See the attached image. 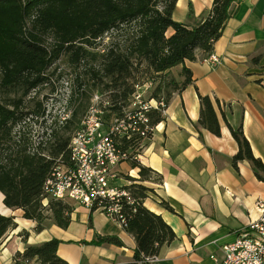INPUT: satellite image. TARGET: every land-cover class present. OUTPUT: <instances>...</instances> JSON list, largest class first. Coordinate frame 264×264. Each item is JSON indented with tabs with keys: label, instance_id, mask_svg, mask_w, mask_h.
<instances>
[{
	"label": "trees",
	"instance_id": "1",
	"mask_svg": "<svg viewBox=\"0 0 264 264\" xmlns=\"http://www.w3.org/2000/svg\"><path fill=\"white\" fill-rule=\"evenodd\" d=\"M176 2L0 0V89L21 93L18 99H0V193L6 208L19 209L24 219L36 223L35 232H41L47 220L62 229L69 225L72 206L51 199L43 205L42 186L54 162L59 157L64 163L68 160L70 138L60 141L58 134L77 119L82 102L89 105L93 92L109 91L112 107L108 117L118 116L129 105L140 73V76L148 74L150 79L158 80L151 99H163L166 108L172 95L191 83L190 72L183 67L185 61L193 62L199 53L206 57L212 52L241 0H213L210 10L194 26L173 20ZM192 14L189 4V15ZM168 31L172 34L167 35ZM108 32L113 33L111 45L105 53H98L96 44ZM58 62L76 70L82 68L81 74L70 81L68 104L75 107L66 124L55 128L51 139L31 154L27 119L44 117L46 109L38 102L34 109L24 113L23 98L50 83V76L59 72ZM177 66H182L180 82L170 75ZM101 85L103 88L99 89ZM197 97L199 118L194 125L197 132L206 130L214 136L220 135L217 108L238 148L231 165L236 169L238 162H248L255 177L264 182V165L253 156L241 122L232 127L226 120L222 109L230 111V105L199 94ZM161 120V112H151L153 127ZM129 166L138 169V179L126 176L130 185L124 189L133 204L124 202L122 213L126 219L124 230L133 237L135 249L131 261L115 264H149L146 258L157 256L176 236L159 215L143 206L152 190L142 182L159 179L151 169L139 163ZM162 205L171 210L166 203ZM15 227L12 217L0 215V241ZM59 244L52 239L38 246H27L22 253L14 255L12 264H67L56 254ZM90 244L119 246L121 242L114 237L96 236Z\"/></svg>",
	"mask_w": 264,
	"mask_h": 264
},
{
	"label": "crops",
	"instance_id": "2",
	"mask_svg": "<svg viewBox=\"0 0 264 264\" xmlns=\"http://www.w3.org/2000/svg\"><path fill=\"white\" fill-rule=\"evenodd\" d=\"M212 2L177 0L172 18L194 26ZM211 54L221 61L215 68L205 62L202 53L193 62L185 61L183 67L189 70L191 83L172 95L161 122L142 141L138 152L140 165L159 179L142 182L152 190L143 206L159 215L176 236L151 264H214L211 257L220 258L222 247L258 219L255 203L264 201V182L255 177L250 164L240 161L236 169L231 165L238 148L219 110L215 108L219 136L206 130L199 134L194 127L199 118L198 94L229 104L230 111L222 109L227 122L232 127L241 122L253 156L264 165V0H241ZM181 68L171 70L178 82L183 80ZM117 170L120 176L138 179V169L127 163ZM3 198L0 193V215L12 217L16 227L0 241V264H12L14 255L27 246L52 239L60 242L56 254L67 264L132 260L133 237L99 210L89 211L69 202L73 210L65 229L47 220L44 229L35 232L36 223L24 219L21 210L6 208ZM96 236L117 238L121 245H91Z\"/></svg>",
	"mask_w": 264,
	"mask_h": 264
},
{
	"label": "built area",
	"instance_id": "3",
	"mask_svg": "<svg viewBox=\"0 0 264 264\" xmlns=\"http://www.w3.org/2000/svg\"><path fill=\"white\" fill-rule=\"evenodd\" d=\"M205 62L211 68L221 63L211 53L206 56ZM150 86L148 83L143 88ZM135 87L138 90L142 88ZM70 93L68 90L66 105ZM110 107L112 104L107 95L98 92L92 94L85 116L70 137L68 160L64 163L59 157L54 162L43 183L42 197L43 205L51 199L72 202L89 211L99 210L124 228L126 219L122 206L124 202L132 205L133 200L124 189L130 182L123 179L117 169L123 163H139L141 143L151 136L154 129L150 114L152 111L163 113L165 104L163 99L143 101L142 95L136 92L120 115L108 117ZM66 110L63 109L57 117L50 116L46 110L42 118L27 119L31 143L29 153L36 152L39 145L50 140L55 128L66 124L72 113ZM121 181H125V184H119ZM255 208L258 219L250 223L242 235L222 247L220 258L211 257L214 264H264V201H257ZM155 260L156 256L146 258L149 264Z\"/></svg>",
	"mask_w": 264,
	"mask_h": 264
},
{
	"label": "rangeland",
	"instance_id": "4",
	"mask_svg": "<svg viewBox=\"0 0 264 264\" xmlns=\"http://www.w3.org/2000/svg\"><path fill=\"white\" fill-rule=\"evenodd\" d=\"M112 37H113L112 32H108L107 34H105L97 42L95 51H97L98 53H105L108 46L111 45ZM59 63H60L59 72L50 76L51 81L47 86L40 88L39 90H36L34 92H31L25 98H23L22 111L24 113L34 109L36 103L38 102L43 103L45 105L44 106L45 109L49 111L50 116L53 117L59 116V113H61L63 109L73 111V107L75 106L74 105L72 106L70 104L66 105L65 102L68 96V90H70V81L71 79H74L77 74H81L82 68L79 67L76 70L74 69V67L64 62H58V64ZM141 69H143V66L141 67ZM140 75H141L140 73L137 74L138 82L136 83L135 86H139L142 88L138 90L135 87L134 93L139 92L142 95V100L147 101L151 99V95L154 91L155 86L158 83V80L150 79V76H148V74H146L145 77ZM170 75L174 76L175 74L171 72ZM148 83H150L151 86L148 89L143 88V86ZM101 88H103V85L99 87V89ZM20 94L21 93L19 92H11V93L4 92L3 90L0 89L1 100L5 98L18 99L20 97ZM109 94H110L109 91L104 92V95L108 96ZM133 95L129 98V104L133 99ZM87 107H88V103L83 101L82 105H80V107L78 108L77 119L73 122V124L69 126V128L59 132L58 137L60 141H64L65 139L68 140L72 136V134L74 133L77 127V122L80 121L85 116ZM121 177L127 180L125 176L121 175Z\"/></svg>",
	"mask_w": 264,
	"mask_h": 264
}]
</instances>
